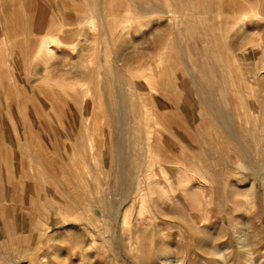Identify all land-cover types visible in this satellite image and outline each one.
Returning <instances> with one entry per match:
<instances>
[{
  "label": "rangeland",
  "instance_id": "obj_1",
  "mask_svg": "<svg viewBox=\"0 0 264 264\" xmlns=\"http://www.w3.org/2000/svg\"><path fill=\"white\" fill-rule=\"evenodd\" d=\"M120 1L0 0V264H264V0Z\"/></svg>",
  "mask_w": 264,
  "mask_h": 264
},
{
  "label": "bare ground",
  "instance_id": "obj_2",
  "mask_svg": "<svg viewBox=\"0 0 264 264\" xmlns=\"http://www.w3.org/2000/svg\"><path fill=\"white\" fill-rule=\"evenodd\" d=\"M148 1V0H147ZM146 1V2H147ZM154 4L153 5H151V6H154V9H152V10H149V8H148V4H144V3H142V2H140V3H138V5H137V7H138V9L140 10V11H142L143 12V15H145V16H149V15H153L154 16V14L156 15V14H168V11L167 10H165V9H163V7L161 6V5H159V3H157V2H155V0H151ZM110 2H111V5H118L119 4V6H122V5H124V6H126L127 8H129V4H128V6L126 5V3H128V2H123V1H120V0H110ZM148 3H151V2H148ZM1 4V3H0ZM132 4H134L133 2H130V7L132 6ZM137 7H133L132 6V9L134 8L135 10H136V13H137V15H140L141 17H142V15L140 14V11L137 9ZM165 8V7H164ZM133 9V10H134ZM98 10V9H97ZM100 10V9H99ZM59 12V11H58ZM57 12V13H58ZM98 12V11H97ZM96 12V13H97ZM102 12V11H101ZM62 13H65V12H62ZM62 13H60L61 15H63ZM100 13V12H99ZM12 14H13V12H12ZM68 14V13H67ZM101 14V15H100ZM99 15L101 16V18L100 19H103V17H102V13H100ZM169 14H170V11H169ZM59 15V14H58ZM12 16H14V15H12ZM97 17H98V15H97ZM170 17V16H169ZM9 18V17H8ZM94 18V17H93ZM92 19V18H91ZM24 20V19H23ZM83 20V19H82ZM94 20H96V18H94ZM105 20H106V18H105ZM68 21V20H67ZM85 21V20H84ZM101 21H103V20H101ZM100 21V22H101ZM63 22V21H62ZM77 22V21H76ZM88 22V21H87ZM94 22V21H93ZM95 22H97V21H95ZM101 23H103L104 24V26H107V22L106 21H103V22H101ZM1 24V23H0ZM75 24V23H74ZM73 24V25H74ZM89 24V23H88ZM97 24V23H96ZM54 25V24H53ZM86 25H87V23H86ZM92 25V24H91ZM100 26V25H99ZM51 27H53V26H51ZM23 28V27H22ZM58 28V27H57ZM56 28V29H57ZM60 31V30H59ZM47 32V31H46ZM48 32H51V30H48ZM64 32V31H63ZM107 32V31H106ZM52 34V33H51ZM51 34H49L48 33V35H51ZM48 35H46V36H48ZM100 36H98V37H96V39L97 38H99ZM4 39V38H3ZM3 42H4V40H3ZM159 42V41H158ZM161 42V41H160ZM42 45V44H41ZM43 54V53H42ZM208 95V94H207ZM209 99V98H208ZM19 103V102H18ZM208 104V103H207ZM204 105V104H203ZM125 113V112H124ZM221 122V121H220ZM2 148V147H1ZM262 154V153H261ZM263 156H264V154H262V156H261V162H260V164L261 165H264V158H263ZM245 158L247 159V161H248V163L251 165V166H255V164H254V161H252V159H251V155L248 153V154H246L245 155ZM256 158V157H255ZM121 163V162H120ZM118 164V163H117ZM142 167V166H141ZM132 170V169H131ZM260 171L263 173V171H264V168H260ZM121 174V173H120ZM255 175H257V176H260V174H258V173H254ZM120 177H122L121 175H120ZM126 177V176H125ZM130 177V175L128 176V178ZM123 181V180H122ZM121 182V181H120ZM121 183H123V182H121ZM124 183H125V181H124ZM128 183V182H127ZM126 185V184H125ZM122 195H124V194H122Z\"/></svg>",
  "mask_w": 264,
  "mask_h": 264
}]
</instances>
